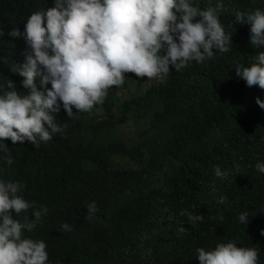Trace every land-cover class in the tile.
Returning <instances> with one entry per match:
<instances>
[{
  "label": "clouds",
  "instance_id": "obj_1",
  "mask_svg": "<svg viewBox=\"0 0 264 264\" xmlns=\"http://www.w3.org/2000/svg\"><path fill=\"white\" fill-rule=\"evenodd\" d=\"M249 178L264 0H46L0 19V264H264V221L242 228L234 190Z\"/></svg>",
  "mask_w": 264,
  "mask_h": 264
},
{
  "label": "trees",
  "instance_id": "obj_2",
  "mask_svg": "<svg viewBox=\"0 0 264 264\" xmlns=\"http://www.w3.org/2000/svg\"><path fill=\"white\" fill-rule=\"evenodd\" d=\"M46 0H11L6 6L0 10V19H3L8 25L14 26L19 22L25 14L37 7L43 6ZM6 44L2 47L14 55V61L18 60L22 55V50L24 49V41L19 39L18 43L15 45L6 38ZM234 190L239 193L242 197V204L247 203L251 208L247 209L251 213L248 224L243 225V229L249 232L256 233V229H259L263 225V212H264V179L261 180L254 186V181L251 178L246 181H238L234 185ZM247 233V232H246ZM260 233V232H259ZM262 241L264 237L260 234ZM263 251H264V247Z\"/></svg>",
  "mask_w": 264,
  "mask_h": 264
}]
</instances>
